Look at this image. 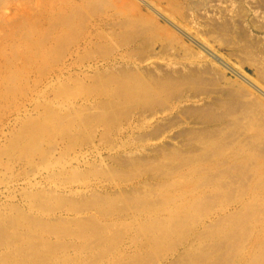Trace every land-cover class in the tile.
Here are the masks:
<instances>
[{
  "label": "rangeland",
  "instance_id": "obj_1",
  "mask_svg": "<svg viewBox=\"0 0 264 264\" xmlns=\"http://www.w3.org/2000/svg\"><path fill=\"white\" fill-rule=\"evenodd\" d=\"M43 1L0 0V264H264V0Z\"/></svg>",
  "mask_w": 264,
  "mask_h": 264
},
{
  "label": "bare ground",
  "instance_id": "obj_2",
  "mask_svg": "<svg viewBox=\"0 0 264 264\" xmlns=\"http://www.w3.org/2000/svg\"><path fill=\"white\" fill-rule=\"evenodd\" d=\"M57 0H45L43 1L42 9L39 13V22L42 23L44 19L46 18V15H49L52 11H55L56 9L53 7V3ZM65 1V0H61ZM59 37H57L58 39ZM7 71L4 69V67L0 64V100L6 95V92L2 89V86L4 83L8 81L6 77Z\"/></svg>",
  "mask_w": 264,
  "mask_h": 264
}]
</instances>
